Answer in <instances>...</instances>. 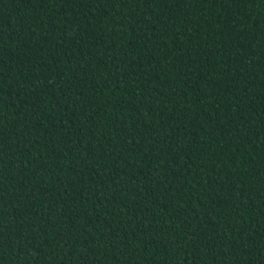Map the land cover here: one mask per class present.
I'll return each instance as SVG.
<instances>
[{"label": "trees", "instance_id": "obj_1", "mask_svg": "<svg viewBox=\"0 0 264 264\" xmlns=\"http://www.w3.org/2000/svg\"><path fill=\"white\" fill-rule=\"evenodd\" d=\"M0 264H264V0H0Z\"/></svg>", "mask_w": 264, "mask_h": 264}]
</instances>
